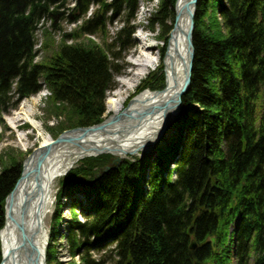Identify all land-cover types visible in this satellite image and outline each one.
I'll return each mask as SVG.
<instances>
[{"label":"trees","instance_id":"trees-1","mask_svg":"<svg viewBox=\"0 0 264 264\" xmlns=\"http://www.w3.org/2000/svg\"><path fill=\"white\" fill-rule=\"evenodd\" d=\"M139 2L0 0V118L47 89L53 114L66 118L51 129L53 137L100 125L106 95L120 74L117 64L134 46ZM176 2L161 1L149 20L152 31L158 25L165 33ZM72 4L78 13L71 17L74 24L92 6L101 8L85 26L49 46L50 58L35 63L41 22ZM197 7L191 88L168 131L176 136L145 160L128 159L99 181L113 157L81 160L60 181L48 264H59L56 247L64 238L71 258L79 256L81 264H106L89 253L108 248L111 264H264V0H199ZM110 10L124 18L111 43H75L87 35L109 41L107 27L115 19L107 18ZM10 161L0 174V231L6 200L23 173L21 161ZM66 193L68 206L62 203ZM63 208L72 220L66 235L58 236Z\"/></svg>","mask_w":264,"mask_h":264},{"label":"bare ground","instance_id":"bare-ground-1","mask_svg":"<svg viewBox=\"0 0 264 264\" xmlns=\"http://www.w3.org/2000/svg\"><path fill=\"white\" fill-rule=\"evenodd\" d=\"M191 2L192 0H177L174 7V21L169 22L172 26L169 38L170 43L167 45L168 49L165 53V59L160 66V68L164 69L165 89L156 91L145 89L136 95L128 106H125L128 101V92L136 89L144 79L148 78L147 76L151 72L159 68L160 57L151 54L156 46L143 45L139 52L140 56L134 63L138 67L137 71L133 73L132 79L125 84L128 92H123L117 98L113 97L108 102L109 112L113 115L105 122L114 123L102 131L92 133L87 137V140L84 138L81 141L84 147L89 149L92 144L96 147H100L99 145L101 144L112 147L109 139H115L118 141V146L122 148L120 153L117 154L124 159L129 153L135 152L136 149L146 145L154 137L156 138L165 124V118L172 116L178 110L176 108V97L186 78L185 72L188 66L189 48L187 36L192 20L189 16L192 9L190 8ZM15 116V118L9 119L11 127H15L16 124L23 120H28L33 127L40 129L36 120L33 119L34 112L30 104L22 103L21 109L17 111ZM167 133L161 141L167 138ZM38 135L43 139L40 148L54 142V139L47 133L40 132ZM75 136L78 138L80 134ZM20 139L21 141L23 140L22 138ZM157 143L154 145V149L157 147ZM154 149L148 152L146 156L151 155ZM88 155L85 151L70 143L59 145L47 155L46 161L37 174L32 171L36 166L34 157L33 159L29 157L25 160L22 172L24 170L29 175L21 180L17 187L15 186L11 207L7 206L8 219L0 232L1 264H27L24 251L21 249L23 240L18 228L19 225H23L29 236L34 234L33 239L38 246H45L48 236L45 221L56 198L54 190L57 181L69 172L75 163ZM38 218H42L43 225L40 224ZM192 242L191 244H193Z\"/></svg>","mask_w":264,"mask_h":264},{"label":"rangeland","instance_id":"rangeland-1","mask_svg":"<svg viewBox=\"0 0 264 264\" xmlns=\"http://www.w3.org/2000/svg\"><path fill=\"white\" fill-rule=\"evenodd\" d=\"M162 0H141L138 5V12L136 14L135 19V31L137 32L135 35H133V44L134 46L127 52L123 53L122 56L125 57V59H122L117 65L120 67V74L119 76L125 74L121 78L122 80L117 79L115 80V91L109 92L106 96V115L104 116L105 120H108L110 117H112V114L109 112L108 109V102L112 97L117 98L118 95L122 94L123 92H128V89L126 88L127 82H129L132 77L133 73L137 71V66L134 65L135 61L131 60L132 58L138 57L141 47L143 45L155 47L154 51L151 52L153 56L158 55L157 53H160L163 47V42H161L160 39H158V36H162L163 38L169 35L167 33L170 31L171 25L169 23H166L165 25V33L164 31L157 25L155 27V30L152 31L150 28V19L153 17L154 14L158 13L160 10L159 7L161 5ZM113 0H109V3H112ZM147 2H150L147 4ZM149 5V7H148ZM75 4L69 5L61 10H59L60 15L56 16L54 19H48L47 21L41 22V26L39 27V31L36 34L38 45L36 47V57H35V63L42 64L47 57H51L53 54V50L49 46H52L55 44V46L61 42L64 41L69 35L74 34L75 31L79 30L81 27L85 26L86 22L92 18V15L96 13V10H100L101 6H92L89 10L88 15L81 19L79 22L73 23V19L71 18L72 15L77 12L72 13V10H74ZM146 13H145V10ZM150 10V12H148ZM102 12V11H100ZM115 18L108 24L107 32L109 34V41H107V37L103 39L101 36H86L82 38L79 41H76L77 44H82L84 46H87L90 41L93 42L95 45L105 46L104 40H106V43H111V37H113L116 34V29L120 28L123 25L122 15L116 14L115 11H111L108 13L107 18ZM48 32V37L44 36V32ZM168 34V35H167ZM70 39V38H69ZM47 43L46 49L44 50L42 45L44 43ZM69 44L74 43V41L69 40ZM74 43V44H75ZM107 45V44H106ZM131 56V57H130ZM164 69L158 68L157 71L154 74H151V77H148L142 81V83L138 86L141 88V90H144L145 88H150L153 91L156 90H163L165 89V76H164ZM120 80V81H119ZM125 85V86H124ZM137 87V88H138ZM136 89H134L132 92H137ZM132 92H128L129 95L134 96ZM141 93V92H138ZM47 96L48 92H39L38 95L33 96L30 99H26L25 101H22V103L30 104L33 107L34 117L33 119L36 120L37 124L39 125V128L33 127L32 124L28 120H23L22 122H19L16 124L15 127H11L9 125V119L15 118V114L18 110L21 109L22 103L19 104V107L17 110H11L8 114H3V116L0 118V174L4 170L5 167L8 166V164L11 162L13 158H16L17 160L21 161L23 165L25 164V160L30 157L35 150L41 147V144L43 142V139L38 135L41 133H47L50 137H52L54 140H57L55 137L52 136V130L56 129L57 127H62V123L66 121V118H59L57 115L53 114L52 112V106L47 102ZM130 97V98H131ZM129 100V99H128ZM132 101V100H131ZM37 102V103H35ZM130 103V101H128ZM126 102L125 106H128L129 103ZM179 118V117H178ZM177 118V119H178ZM176 119V120H177ZM175 120V123L177 122ZM72 130V129H68ZM68 130L64 131L68 132ZM168 132V131H167ZM62 133V134H63ZM175 137V132H169L167 133V137ZM22 138L23 140L21 141ZM163 146V141H158L157 146ZM142 159L145 160L148 158V156L142 154ZM84 159V158H81ZM174 166L170 167V170L173 169ZM63 177L59 178L57 181V184L55 186L54 193L57 196L59 189L62 187L60 180ZM65 194L64 198L62 199V203L66 204L69 200H66V198L69 197ZM80 199V198H79ZM56 202L52 204L48 217L46 219V227L48 230V238L50 239V234L52 233L53 224H52V218H53V212L55 209ZM85 203V202H84ZM84 206H87L85 203ZM62 215H64V221L61 224V228L57 230L58 236H65L67 233V230L69 228V222L71 220L70 210L67 208H64L62 211ZM81 221L85 220L84 217L80 218ZM65 234V235H64ZM59 238V237H58ZM57 255L56 260L59 264H71L75 262L76 264H81V258L79 256L74 257V260L71 259L69 255V249L67 245L66 238L59 239L57 243ZM113 248H108L104 251H96L91 252L89 255L95 260H104L107 263L111 264V258L113 257V254L111 253Z\"/></svg>","mask_w":264,"mask_h":264},{"label":"water","instance_id":"water-1","mask_svg":"<svg viewBox=\"0 0 264 264\" xmlns=\"http://www.w3.org/2000/svg\"><path fill=\"white\" fill-rule=\"evenodd\" d=\"M199 0H192L191 2V11H190V18L191 20V25L189 27V33L187 36V41H188V48H189V55H188V61H187V69L185 72L186 78L184 80V83L182 85L181 90L179 91L178 95H177V99H176V103H177V111L169 117L165 118V124L163 125L162 129L159 131L158 136H156V138L154 137L152 141H148L146 145L139 147L138 149H136L135 152H131L129 153L130 156H140L142 154H148V152L152 151V149H154V145H156V143L161 140L163 138L164 135H166V131L169 129V127L175 122V120L180 116L181 113V107H182V103H183V97L185 95H187L190 91L191 88V81L193 78V68H194V59H195V47H194V33H195V16L197 13V5H198ZM169 111V110H168ZM114 123V122H113ZM111 123H107V122H103L101 123V125L98 126H90V128H83V127H79L78 129H73V130H68V132L63 133L62 135L59 136V138H57L56 141H54L52 144L47 145L46 147L43 148H39L37 150H35V152L33 153V155L31 156V158L34 160H36V166L34 167V169L32 170L33 172H36V174L38 173V171H40V169L42 168V165L44 164V162L46 161V157L47 155H49L52 150L54 148H56L59 145H64V144H71L74 145L75 147H77L78 149H82L83 151H85L87 154H89L87 157L84 158H92V157H98V156H102L103 154H109L112 155L114 157V160L112 162V164L108 167L103 168V171L101 172L100 175L97 176V180H100L101 178L104 177V175H107L109 173H111L112 171H115L116 169H118L119 165L124 161V159L126 158H121L118 156L117 153H120V151L122 150V148L120 146H118V141H116L115 139H109V141L111 142V146L112 147H107V146H103V144L99 145L100 147H96L95 145H91V147L89 149H87L86 147H84L81 144V141L86 138V140L88 139L87 137L90 136L92 133L98 132V131H102L104 130L107 126H110ZM80 137L76 138L75 135H79ZM84 140V141H86ZM94 141V140H93ZM92 142V141H91ZM88 142V143H91ZM30 171V172H32ZM24 172V170H23ZM35 174V175H36ZM29 173L24 172L22 177L19 179V181L16 183V187L19 185V182L23 179H25V177H28ZM14 188L13 192L10 194V196L7 198L6 201V220L8 219L7 216V206L9 205L11 207V204L13 202V198L14 195L13 193L15 192ZM12 220H14L12 217H9ZM38 221L40 222L41 225H43L42 222V218H38ZM37 221V222H38ZM18 228L20 229V234H21V239L23 240L22 245H21V249L22 251H24L25 254V262L27 264H47L46 261V248H47V243H45V246L43 245V247L38 246L35 243V240L33 239L34 234L32 235H28L26 232V229L23 227V225H19ZM214 242V239H212V243ZM192 246L191 249L192 250H196L198 247V243H195L194 241L192 242ZM196 264H202L199 261H197Z\"/></svg>","mask_w":264,"mask_h":264}]
</instances>
